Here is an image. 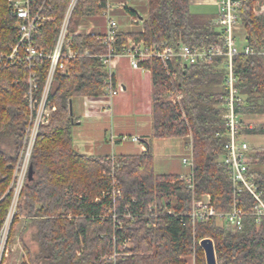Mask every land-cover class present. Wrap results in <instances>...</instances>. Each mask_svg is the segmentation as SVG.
<instances>
[{
	"label": "trees",
	"instance_id": "obj_1",
	"mask_svg": "<svg viewBox=\"0 0 264 264\" xmlns=\"http://www.w3.org/2000/svg\"><path fill=\"white\" fill-rule=\"evenodd\" d=\"M71 0H35L54 17L34 34L35 47L51 54ZM205 0H146L142 27L120 31L119 45L129 39L147 45L179 44L193 49L221 45L215 16L191 12ZM240 17L245 43L255 54L233 59L235 86L244 98L236 108L241 117L264 115V0H241ZM48 9V10H47ZM104 0H79L68 28L71 48L79 57L68 73L57 71L50 101L56 106L49 123L41 126L32 150L26 180L18 198L9 231L12 244L17 224L29 264H187L193 257L205 264L200 241L212 239L218 264H264V217L257 222V202L248 191L238 193L221 163L228 142L224 121L225 59L186 67L176 61L171 78L158 60H148L151 70L153 140L183 141L185 154L193 149L194 166L180 173L155 172V152L150 143L136 154L95 156L78 153L73 128L78 121L70 107L74 98H102L108 74L99 56L107 53L106 32H85L89 22L105 25ZM20 20L11 13L8 0H0V57L16 45ZM88 51L89 55L84 56ZM50 68L46 58L25 62H0V231L13 204L14 173L24 145L30 110L26 95L29 76L37 78L36 96L45 87ZM182 95L180 103L169 94ZM263 134L264 126L242 130L239 137ZM250 172L264 202V149H252ZM182 163V157H181ZM192 174L194 190L180 181ZM121 191V196L114 194ZM210 195L218 214L236 207L244 213L240 231H228L214 217L193 226L189 217L194 202ZM156 207L152 211L151 207ZM172 210L173 214L168 211ZM114 215L117 219H114ZM32 231L38 245L32 252L25 234ZM129 243L130 246L125 247ZM114 260L111 256H114Z\"/></svg>",
	"mask_w": 264,
	"mask_h": 264
},
{
	"label": "built area",
	"instance_id": "obj_2",
	"mask_svg": "<svg viewBox=\"0 0 264 264\" xmlns=\"http://www.w3.org/2000/svg\"><path fill=\"white\" fill-rule=\"evenodd\" d=\"M79 0H71L66 11L63 23L59 29L55 47L51 54L45 55L39 51L34 45L35 32L43 27L46 23L54 22L55 18L48 15L46 10L38 8L35 5V0H8V6L11 13L16 16L20 23L16 26L18 39L16 45L11 47V52L0 57V62L4 61L6 65H14L18 62H25L31 70L34 61L37 59L46 58L50 60V68L46 79L45 87L42 94L36 96L37 78L34 72L30 73L29 86L30 89L26 95L28 107L30 110V123L26 130L24 145L19 156V162L14 173V181L12 189H15L14 197H19L24 181L28 174L32 150L41 126L49 123L52 113L56 111V106L50 101V95L54 91V75L57 71L62 74L68 73V65L76 60L80 55L71 48V40L68 38V28L74 12V9ZM219 5V14L215 22L219 26L221 32V45H213L205 49H193L187 45L179 44L177 48L164 43L161 46L147 45L144 42H135L129 39L127 45H119L118 38L120 35L119 23L114 15L116 9H126V4L116 0H104L105 4V20L106 34L103 38L104 44L108 47L105 54L99 56L107 74L108 81L104 90V96L109 104L103 111L111 113V104L113 98L124 92L122 86H118L115 82V69L121 58H128L133 69L142 72L151 71L144 66V62L148 60H158L167 75L171 78H176L174 66L176 61L186 67L194 66L200 63L210 62L214 59H225V88L227 95L224 97V121L228 133V142L225 145V154L221 157V163L227 170V173L234 185L240 193L243 189L248 191L257 202V222L264 217V202L262 201L261 193L253 181V176L250 172V164L252 162L251 152L252 147L245 140V136L239 137V132L242 130H252L251 125L247 124L243 118L236 113V108L244 104V98L240 95L235 86L236 78L233 74V59L239 54L253 55L255 51L245 46L239 49L235 36V28L241 21L240 9L242 7L241 0H215ZM48 10V9H47ZM136 22V20H133ZM86 51L84 56H88ZM169 99L172 103H180L183 99L182 95L173 96L169 94ZM126 137L123 138L125 140ZM134 142L138 139L133 138ZM182 164L188 169L194 166V157L192 146L188 147L187 153L182 158ZM180 181L186 183L190 190H194L192 174L180 176ZM115 195L121 196V191L116 190ZM16 199V198H15ZM16 201V200H15ZM15 201H13L15 203ZM13 203V204H14ZM152 211L156 207L150 208ZM173 214V211H168ZM193 226L201 222H207L211 218L217 217L225 222V228L228 231H240L243 227L244 213L238 208H234L228 214H218L211 205L210 195H204L199 201L194 202V209L189 215ZM114 219L117 216L114 215ZM10 215L8 214L2 230L0 231V264H4L8 256L9 246V228L8 223ZM130 246L129 243L125 247ZM115 258L114 256L110 257Z\"/></svg>",
	"mask_w": 264,
	"mask_h": 264
},
{
	"label": "crops",
	"instance_id": "obj_3",
	"mask_svg": "<svg viewBox=\"0 0 264 264\" xmlns=\"http://www.w3.org/2000/svg\"><path fill=\"white\" fill-rule=\"evenodd\" d=\"M121 1L124 4H126V9L120 10L116 9L114 11V15L119 23L120 31L122 32H129L134 29H139L142 27V19L139 18V16H132L131 14L127 13V9L131 8L137 11V15L139 14L141 17L144 16L142 8L146 5V0H116ZM130 1H133L134 4H130ZM207 4L210 6H215V9L213 11H210V13H206L204 15H212L215 16V21L218 18L219 14V5L216 3L215 0H205L201 2H195L193 4ZM133 20H136L138 23L134 24ZM141 26H139V25ZM85 32H95V31H104L106 32V23L105 25L95 24L94 22H89L85 27L82 28ZM246 46V45H245ZM115 82L118 86H122L124 88V92L121 96H116L118 98H113L110 102L111 104V113H106L103 111V108L109 104V102L105 98H83L80 97L81 100L78 101V104H74V100L72 101V108L73 113L75 117L77 118V125L78 126H91V125H97L99 122H108L113 121V124L115 123H121V116H123V110H125L124 107L125 104L128 102L129 99L133 100L134 97H138L136 101L138 103L145 102L147 113L143 115L137 116V124L136 122H131V124L135 125L134 128L129 129V133H133V138L138 139V143L141 148L140 152H143L146 150L148 145L151 143L154 149V144H156V140H153V124H152V96L154 93V83H153V77L152 72H142L139 70H135L130 65V60L128 58H121L117 64V67L115 69ZM118 113L115 117L113 115V112ZM113 115V116H112ZM112 118V120H111ZM114 119V120H113ZM243 120L251 125V127H255V124H259V127L264 126V115L263 116H247L244 117ZM131 125V126H133ZM130 127V125H129ZM128 131L127 128H124V131ZM122 131L120 126L115 125L113 129V134L110 138V145L115 148L118 144L117 136L120 135V132ZM90 135V134H89ZM124 137H126L124 135ZM123 137V138H124ZM91 138V137H90ZM107 140V139H106ZM123 140V139H122ZM175 141L174 139H164L161 141ZM178 140V139H177ZM125 141V140H124ZM179 145H175V147L181 149V157L183 154L185 155V148L184 143L181 140ZM121 144V143H120ZM115 147H114V146ZM108 142L107 145H102L100 143H95L93 147L86 146V150H90L92 153L90 155L95 156H110L108 155ZM252 147V146H251ZM75 150L80 153L87 155V151H81L80 148H83L81 145L74 146ZM90 148V149H89ZM174 148V147H173ZM254 148V147H252ZM84 149V148H83ZM85 150V149H84ZM115 156V155H114ZM169 159V158H168ZM168 159L164 160L162 162V168L163 171L158 174H167L172 172L168 165ZM170 168V169H169ZM172 173H180V172H172Z\"/></svg>",
	"mask_w": 264,
	"mask_h": 264
},
{
	"label": "rangeland",
	"instance_id": "obj_4",
	"mask_svg": "<svg viewBox=\"0 0 264 264\" xmlns=\"http://www.w3.org/2000/svg\"><path fill=\"white\" fill-rule=\"evenodd\" d=\"M143 2V0H141ZM130 4H134L133 1H130ZM191 12L196 13V14H206L210 13V11H213L215 9V6H210L207 4H193L191 6ZM134 24H137L138 22H133ZM139 25V24H138ZM141 26V25H139ZM235 36L237 39V45L239 49H243L246 45L245 43V31L241 23H238L236 28H235ZM123 93H120L119 96H121ZM118 96V97H119ZM116 97V98H118ZM138 97H134L133 100L129 99L128 102L125 104L124 107L125 110H123V116L121 118V123H115L113 124V121H108L106 122H99L97 125H91L89 126H78L73 128V144L74 146L81 145L83 148H80L81 151H87V155H90L92 152L90 150H86V146L93 147L94 144L100 143L102 145H107L108 142V155H110L112 158L114 155H119L121 153H126V154H136L140 152L141 146L138 143H134L132 141V135L133 133H129V129L134 128L135 125L131 124V122H138L137 116L138 115H143L147 113V106L145 102L138 103L136 101ZM74 104H78V101L81 100L80 97L74 98ZM170 100V99H169ZM116 112V111H115ZM117 112L114 113L113 115L116 117ZM112 115V116H113ZM112 120V118H111ZM114 120V119H113ZM139 123V122H138ZM115 125L120 126L122 131L120 132V135L117 136V141L118 145L113 148L110 144V138L113 134V129ZM130 125V127H129ZM133 125V126H131ZM257 128H259V124H255ZM124 128H127L128 131H124ZM253 129H256L253 127ZM90 134V135H89ZM124 135L126 136L125 141L122 140ZM91 137V138H90ZM107 139V140H106ZM175 141H161V140H156V144H154V152H155V172L156 173H161L163 171L162 168V162L164 160L168 159V165L171 167V171L174 172H180L184 171V168L181 163V149L175 147V145H179L180 141L177 139H174ZM245 140L250 144V146L254 147L255 149H264V135L263 134H250L245 136ZM121 143V144H120ZM174 147V148H173ZM253 148V149H254ZM184 157V154L182 158ZM26 180V179H25ZM22 190V189H21ZM15 193V189L13 190V197ZM21 193V192H20ZM16 198V199H15ZM19 197H14L13 201H15L14 204H12L9 215H10V221L8 223V227H11L13 217L16 212V206L18 202ZM20 223L17 224L16 227V233L13 238L12 244L9 245V252L8 256L6 257L4 264H29L28 258L26 256L23 244L21 242V234L23 231V226L25 219L22 218L20 219ZM10 229V228H9ZM10 231V230H9ZM25 242L28 244L32 252H36L38 249V245L36 242L33 241L32 239V231H28L25 234ZM114 260V259H113ZM205 260V256H204ZM195 257L190 260L187 264H197L196 263ZM206 264V261H205Z\"/></svg>",
	"mask_w": 264,
	"mask_h": 264
},
{
	"label": "water",
	"instance_id": "obj_5",
	"mask_svg": "<svg viewBox=\"0 0 264 264\" xmlns=\"http://www.w3.org/2000/svg\"><path fill=\"white\" fill-rule=\"evenodd\" d=\"M70 112L73 114L72 105L70 107ZM200 247L204 252L206 264H218L215 245L212 239H204L200 241Z\"/></svg>",
	"mask_w": 264,
	"mask_h": 264
}]
</instances>
